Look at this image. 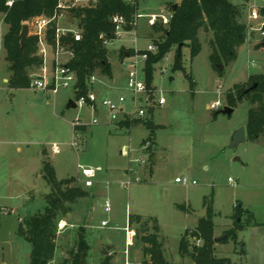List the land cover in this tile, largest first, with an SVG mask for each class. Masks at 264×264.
<instances>
[{
    "label": "rangeland",
    "instance_id": "1",
    "mask_svg": "<svg viewBox=\"0 0 264 264\" xmlns=\"http://www.w3.org/2000/svg\"><path fill=\"white\" fill-rule=\"evenodd\" d=\"M228 2L243 10L241 22L247 26L246 41L238 47L234 61L221 65V71L217 65L213 66L209 60L212 33L200 29L198 55L191 58L188 47L181 49L183 71H172L176 47L153 66L150 86L161 92L165 105L147 118L154 125L164 126L154 134L157 162L152 178L147 177L148 173L145 176L141 173L142 168L150 170L148 155L153 150L152 143L147 144L149 132L142 120H134L138 124L130 132L120 127L119 131H114L113 124L103 123L106 113L102 109L95 116L99 123L92 125L90 109L67 107L73 97L69 90L49 95L24 89L16 90L14 98L9 96L12 93L8 87L11 73L2 47L7 26L0 14V264H30L31 247L16 231L19 220L41 213L46 206L44 190L47 188L50 193V189L39 176L44 148L57 179H72L70 186L97 193L95 198L78 199L65 205L66 212L57 219V247L49 264H62L69 258L70 252L76 250L79 233L89 246L85 264H101L103 255L108 256L109 244H103L105 235L111 238L116 252L113 263L133 264L130 256L141 251L143 244L141 234L136 236L135 232L131 246L126 249L124 228L128 215H140L149 220L146 225L149 234H154L150 231L152 223L158 221L165 236V241H161H164L169 261H179V240L193 227L195 220L190 215L191 210L202 211L208 205L215 214L216 232L230 224L235 205L253 215L251 224L238 232L236 242L229 240L221 245L218 257H227L233 264H264V134L255 141L247 139L230 148L229 133L235 127L246 125L250 104L244 99L232 108L231 114H217L228 107L225 94L229 89L244 84L250 75L264 72V48L256 49L262 38L260 21L264 15L260 8L264 0ZM174 4L179 3L177 0H138L137 9L158 14V10H162L165 11L162 14L168 16ZM252 8L258 9L261 20L248 19ZM62 13L59 26L78 30L77 21L69 10ZM157 20L152 26L147 19L138 21L135 35L128 32L109 46L108 61L112 62L115 77L125 75L122 65L118 67L115 62L116 55L122 59L120 50L116 49L124 44L126 47L121 49L133 53L149 44L156 47L162 37L157 29L167 27ZM135 38L137 44L129 50L127 46L133 47ZM67 57L62 56L64 61ZM165 67L167 72L161 74L160 69ZM28 74L32 76L37 71L30 69ZM95 74L102 82L98 89H108L109 79L98 71ZM186 75L194 83L192 91ZM170 77L173 80L170 81ZM113 85L118 89L110 90L112 97L123 95L129 99L125 82ZM215 101L222 107L210 109ZM126 108L129 110V106ZM76 120L84 125L74 127ZM72 143H76V147H72ZM53 144L59 149L57 154L51 153ZM79 165L101 169L94 186L83 185ZM176 177H187L195 181V185L175 183ZM105 199L111 204L109 213L103 210ZM246 219L243 218L242 223H246ZM102 220L108 221L107 227L100 226ZM62 221L64 226L60 230L58 226ZM71 224L74 227L70 228ZM130 229L135 231L136 225ZM191 242L195 244L194 239Z\"/></svg>",
    "mask_w": 264,
    "mask_h": 264
},
{
    "label": "trees",
    "instance_id": "2",
    "mask_svg": "<svg viewBox=\"0 0 264 264\" xmlns=\"http://www.w3.org/2000/svg\"><path fill=\"white\" fill-rule=\"evenodd\" d=\"M8 1L12 2L11 6H7ZM57 3L58 0H0V14L3 15V23L8 27L2 38V47L5 52L4 60L8 63L11 73L8 80L9 89H28L30 81L28 71L38 69L43 63L42 57L38 55L36 36H28L23 47H20L19 33L22 24L37 16L51 17ZM137 8L138 0H133L132 3H127L125 0H95L86 6L69 9L71 17L77 21L80 40L75 41L70 34H67L60 37V45L73 54L67 66L76 74L79 94L86 92L87 79L97 71L108 79L112 78L108 51L99 39V35L104 34L107 39L112 38L113 26L110 18L119 14L129 21L137 13ZM242 13L241 8L232 5L228 0H181L176 10L171 12L167 27L157 29L162 37L156 44L155 54L150 55L145 63L146 83L151 84L153 66L173 47L176 49L172 71H183L181 49L188 47L191 58L198 55L201 45L197 33L200 29L212 33V40L209 42L211 48L209 60L213 66L228 65L234 61L238 47L244 44L247 36V26L241 22ZM260 13L264 15V6L260 8ZM46 41L54 46L55 24L47 30ZM261 48H264V35L256 46L257 50ZM125 53V50L120 49L119 56L123 58ZM128 53L132 54V51ZM186 79L192 91L194 83L187 75ZM254 85L255 88L251 92L245 93ZM225 98L229 108H234L244 99L249 102L246 121L247 139L255 141L264 134V72L250 75L244 84L233 86L226 92ZM144 122L145 128L149 131L147 141L151 142L155 130L160 126L154 125L147 119ZM118 124L129 129L137 122L121 121ZM41 154L43 160L40 175L50 189V193L44 197L46 206L41 213L28 215L20 221L16 231V234L31 247L30 264H49L53 260L58 216L66 212V204L88 197L86 191L70 186L72 179L57 180L44 149ZM148 159H152L151 154ZM242 217L247 218L246 223L241 222ZM231 218L232 227L222 234L223 244L229 240L236 242L237 233L251 224L253 215L240 205H235ZM147 223L148 221H142L140 216H127L128 226L136 225L138 229L136 236L141 234L140 240L143 244L141 252L144 257L142 264H169L163 255V242L159 241L156 235L155 223L152 224L154 234L148 233ZM192 239L200 240L201 244L196 246L191 242ZM88 251L89 246L85 237L79 233L76 250L71 251L69 258L62 264H85ZM178 255L181 258H188L193 264H232L227 257L215 256L209 205L206 217L199 219L197 226L193 230L186 231L180 238ZM101 264H110V257L104 256Z\"/></svg>",
    "mask_w": 264,
    "mask_h": 264
},
{
    "label": "built area",
    "instance_id": "3",
    "mask_svg": "<svg viewBox=\"0 0 264 264\" xmlns=\"http://www.w3.org/2000/svg\"><path fill=\"white\" fill-rule=\"evenodd\" d=\"M95 1V0H58L56 9L51 17L37 16L29 21L25 22L28 26L29 33L37 37V49L38 55L42 57L43 63L37 69V74L30 76L29 87L33 91H39L44 94L56 95L62 90H69L73 97L72 100L76 105V108H88L93 113L91 124H98L99 121L95 117L99 111V108L106 112L107 120L109 124L114 126L121 121H133V120H146L151 112L161 108L165 105V99L161 95V92L155 90V88L148 85L145 81V63L150 55L155 54L156 47L152 44L147 45L145 48L137 50L135 49L132 54H128L122 62L125 75V91L130 95L129 99H126L123 95L117 97H98V84L102 82L98 79L96 74L91 75L86 81V92L79 94L80 90L76 87L77 79L76 74L71 70L67 63L73 57L71 51L65 49L60 45V37L70 34L75 41L80 40V34L78 30L64 29L59 26V20L63 18V10H69L71 8L82 6L83 3ZM127 3H132L133 0H125ZM7 6H11L12 2L8 1ZM148 17V24L154 25L157 19H160L163 25H167L171 15H149L145 16L138 12L128 21L123 15H113L110 18V23L113 26L112 38L107 39L104 34L99 35V39L105 48L113 45L116 41L126 33L132 32L135 35V28L138 21L141 18ZM248 19L257 21L261 20L258 9L252 8L248 12ZM52 24H55V43L51 46L46 41V33ZM264 19L260 21V34L264 35ZM48 52L51 53V60L47 62ZM67 55V60L64 61L62 56ZM167 69L161 68L160 73H166ZM75 94H78L75 96ZM129 106V110H127ZM222 105L219 101H215L210 105V109L216 110L221 108ZM76 120L73 124L74 127H78L80 124ZM149 144V142L147 143ZM146 144V145H147ZM72 147H76V143L71 144ZM52 154L59 152L58 147L51 145ZM79 178L85 187H92L94 180L98 172L101 171L99 167H86L78 166ZM231 181V179H229ZM175 183L186 185H195V181H189L187 177L175 178ZM129 183L127 182L125 186ZM103 210L105 213H109L111 210V204L108 199L104 200ZM6 213V211H3ZM101 227H107L108 221L103 220L100 223ZM61 230L63 226L59 224ZM128 224L124 228L126 235L125 247L131 246L132 239L135 235V231L130 229ZM195 245L201 244L200 240L194 239ZM126 251V250H125ZM127 253V251L125 252Z\"/></svg>",
    "mask_w": 264,
    "mask_h": 264
},
{
    "label": "crops",
    "instance_id": "4",
    "mask_svg": "<svg viewBox=\"0 0 264 264\" xmlns=\"http://www.w3.org/2000/svg\"><path fill=\"white\" fill-rule=\"evenodd\" d=\"M180 1L181 0H177V3H180ZM160 13L158 14V13H145V12H139V11H137L139 14H142V15H145V16H149V15H162V16H165L164 14H162L163 12H165V11H162V10H158ZM169 16V15H168ZM63 19V18H62ZM142 19H147V22H148V17H144V18H141V19H139V21L140 20H142ZM2 20H3V15H2ZM61 21V19L59 20V22ZM156 21H158V20H156ZM160 21V20H159ZM149 25V24H148ZM7 26V25H6ZM62 28H64V29H68V28H66V27H62ZM7 29H8V27H7ZM7 31V30H6ZM6 33V32H5ZM4 33V34H5ZM3 34V35H4ZM30 34V33H29ZM3 38V37H2ZM137 44V39L135 38L134 40H133V47H129V46H127V48H129V50L130 49H133V48H135V45ZM122 46H125L124 44H122V45H120V47L118 48V49H116V51L117 50H120L121 49V47ZM126 47V46H125ZM141 49H143V48H141ZM50 53L48 52V55H49ZM128 52H126L125 53V55H124V57L122 58V59H119L118 57H117V55L116 56H114L115 58V62H116V64L118 65V67H120L121 66V64H122V62H123V60H124V58L125 57H127L128 56ZM51 55V54H50ZM63 59V58H62ZM50 60H51V56H50ZM50 60H48L47 62H49ZM109 63H110V67H112V62L111 61H109ZM262 68L264 69V65H262ZM36 71H37V69H36ZM111 74H112V78L111 79H109L108 80V83H109V85H110V87L108 88V89H98V97L99 98H101V97H107V96H111L112 95V93H111V91H112V89H118V86H115V85H113L114 83H119V84H121V83H124L125 82V80H124V76H123V74H118L116 77L114 76V74H113V72H112V69H111ZM173 80V79H172ZM3 81H5V79L3 80ZM124 81V82H123ZM10 91H12V93L11 94H9V96L10 97H12V98H14L15 97V93L17 92L16 90H12V89H9ZM111 90V91H110ZM103 94H105V95H103ZM112 97V96H111ZM102 109L101 108H99V111H98V113L101 111ZM106 113V112H105ZM153 113H154V111L153 112H151L150 113V115L148 116V117H150V116H152L153 115ZM105 119L103 120V123L104 124H109L108 123V120H107V115L105 114ZM144 121H142V124L144 125ZM153 123V122H152ZM138 124V123H137ZM136 124V125H137ZM141 124V123H140ZM136 125H134V126H136ZM134 126H132V127H130L129 129H127L129 132H130V130L134 127ZM157 126H160V128H164V126H162V125H157ZM119 127H120V125H115V129H114V131H119L120 129H119ZM121 129L122 128H124V127H120ZM239 127H235V128H233L232 130H231V132L229 133V136H232V134L235 132V130H237ZM243 128H244V130H245V140H247V135H246V125L245 126H243ZM126 129V128H125ZM156 131V130H155ZM149 132V131H148ZM154 134H155V132H154ZM148 136H149V134H148ZM143 141H146V139H144V140H142V142H141V145H142V143H143ZM151 143H152V147H153V150H152V159L150 160V163H151V166H150V170H148V169H145V168H142L141 169V173L145 176V175H147V173H148V175H147V177L148 178H152V176H153V166H154V164L157 162V158H156V152H155V144H156V142H155V135L153 136V139H152V141H151ZM18 149V148H17ZM45 149V148H44ZM19 150V149H18ZM161 150L162 151H165V149L164 148H161ZM41 153H42V150H41ZM52 153V152H51ZM42 155V154H41ZM149 156V155H148ZM237 160V159H236ZM52 165V164H51ZM53 167V166H52ZM54 169V168H53ZM39 176L41 177V175H40V173H39ZM177 178V177H176ZM57 180H59V179H57ZM62 180V179H61ZM144 181H146V180H144ZM45 183V182H44ZM45 186H46V184H45ZM93 186H94V184H93ZM47 189V188H46ZM84 191H86L87 193H88V197L87 198H84V199H89V198H92V197H96L97 196V193L94 191V192H91V191H88V190H86V189H84ZM44 199V198H43ZM204 206V205H203ZM205 207V206H204ZM203 207V208H204ZM208 206H206V208H207ZM243 209H245V208H243ZM191 212H198V211H193V210H191ZM190 212V215L195 219L194 220V223H193V227L191 228V229H189V230H193L196 226H197V224H198V218H196L195 216H193V214ZM206 215H207V213H206ZM214 213L211 211V220H212V223H213V238H215V239H217L218 241L217 242H219V243H214V250H215V256L216 257H218L219 255H220V253H221V249H220V247H221V245L223 244L222 243V240H223V236H222V234H223V232L224 231H226V230H228L229 228H231L232 227V224H233V220H232V218H231V221H230V224H228L227 225V227L225 228V229H219V231H215V224H214V221H213V219H214ZM137 216H140V215H137ZM74 217H76L75 215H74ZM141 217V219H142V221H149V220H145V218L144 217H142V216H140ZM206 217V216H205ZM243 218H245V217H242V219ZM242 219H241V222H242ZM22 221V220H21ZM103 221V220H102ZM101 221V222H102ZM19 222H20V220H19ZM63 222V221H62ZM61 222V223H62ZM153 224V223H152ZM155 226H156V229H157V232H156V235L158 236V240L159 241H161V239H164V241H165V236H164V233H163V231H162V226H161V224H159V222L158 221H156V223H155ZM72 227H74V225L73 224H71L70 225V228H72ZM138 231V229H137V226H136V229H135V232H137ZM154 232V231H153ZM240 232V231H239ZM238 234V233H237ZM76 236V234L74 235V237ZM108 239L109 240V242H108V244H109V250H108V256L110 257V261H111V263L112 264H114L113 263V256L116 254V252H115V250H114V248H113V245H112V240H111V238L109 237V236H107V235H105L104 236V240L105 239ZM163 241V242H164ZM105 242L103 241V244H104ZM57 247V246H56ZM162 249H163V255H164V258L169 262V264H188V262H190V264H193L188 258H181V257H178V255H177V257L179 258V261H169V259H168V257H167V254H166V252H165V248H164V243H163V246H162ZM124 253V252H123ZM103 256H107V255H103ZM129 257V256H128ZM130 258H131V261H132V263L133 264H141V262H143V260H144V257H143V255H142V252L139 250V251H136V252H134V253H132L131 254V256H130ZM124 262V261H123ZM232 262V261H231ZM232 264H233V262H232Z\"/></svg>",
    "mask_w": 264,
    "mask_h": 264
},
{
    "label": "water",
    "instance_id": "5",
    "mask_svg": "<svg viewBox=\"0 0 264 264\" xmlns=\"http://www.w3.org/2000/svg\"><path fill=\"white\" fill-rule=\"evenodd\" d=\"M177 8V5L174 4L172 6V11H175ZM29 36V30H28V26L26 24H22L21 26V30H20V33H19V40H20V47L22 48L26 39L28 38ZM179 48H181V45H179ZM216 68L221 71L223 69V67L221 65H217ZM173 78L170 77L169 80L171 81ZM255 88V85L248 88L245 93H249L251 92L253 89ZM67 107L68 108H76V105L75 103L73 102L72 99H70L68 101V104H67ZM219 113L221 114H225V115H229L232 113V108H229V107H224L222 108ZM245 141V130L243 127H240L238 128L237 130H235V132L232 134L231 138H230V145L229 147L230 148H234L236 146H238L240 143L244 142ZM238 160V159H237ZM44 194L45 195H48L49 194V191L48 189H45L44 190ZM193 214V216H195L196 218L198 219H202V218H205L206 216V213H207V208L204 207L202 211H198V212H191ZM152 233H153V230L151 229L150 230ZM217 239L213 238V242L214 243H217ZM105 243H108L109 240L106 238L104 240Z\"/></svg>",
    "mask_w": 264,
    "mask_h": 264
},
{
    "label": "bare ground",
    "instance_id": "6",
    "mask_svg": "<svg viewBox=\"0 0 264 264\" xmlns=\"http://www.w3.org/2000/svg\"><path fill=\"white\" fill-rule=\"evenodd\" d=\"M61 226H64V222L61 223Z\"/></svg>",
    "mask_w": 264,
    "mask_h": 264
}]
</instances>
